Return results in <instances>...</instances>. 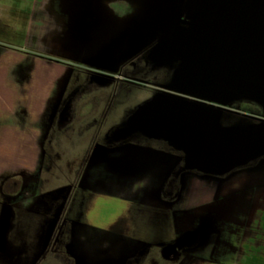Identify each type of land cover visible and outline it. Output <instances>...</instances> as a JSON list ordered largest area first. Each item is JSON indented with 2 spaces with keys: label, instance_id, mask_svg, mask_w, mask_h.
I'll use <instances>...</instances> for the list:
<instances>
[{
  "label": "crops",
  "instance_id": "crops-1",
  "mask_svg": "<svg viewBox=\"0 0 264 264\" xmlns=\"http://www.w3.org/2000/svg\"><path fill=\"white\" fill-rule=\"evenodd\" d=\"M152 6L0 0L8 20L26 12L29 50L82 64L35 83L51 75L25 76L36 55L7 63L0 139L19 163L0 162L13 180L3 191L0 180V264H264V108L81 78L130 76L138 60L157 81L161 66L177 72L176 37Z\"/></svg>",
  "mask_w": 264,
  "mask_h": 264
},
{
  "label": "water",
  "instance_id": "water-1",
  "mask_svg": "<svg viewBox=\"0 0 264 264\" xmlns=\"http://www.w3.org/2000/svg\"><path fill=\"white\" fill-rule=\"evenodd\" d=\"M255 1L252 13L243 14L242 19L227 18L224 26L215 24L219 20L213 24L211 19L208 30L212 34L199 33L195 28L175 33L171 25H166L167 30L162 31L176 37L173 45L180 52V65L170 86L173 91L223 104L245 99L264 108V0ZM240 60L248 62L249 69L252 64L260 69V80L254 85L247 79L229 78L230 73L237 75L242 70L238 67ZM250 73L253 75V70Z\"/></svg>",
  "mask_w": 264,
  "mask_h": 264
},
{
  "label": "rangeland",
  "instance_id": "rangeland-1",
  "mask_svg": "<svg viewBox=\"0 0 264 264\" xmlns=\"http://www.w3.org/2000/svg\"><path fill=\"white\" fill-rule=\"evenodd\" d=\"M254 2H258L255 0H153L154 6H152V10H150L151 15H160V29L167 30V26H170V29L172 28V31L175 30V33H187L189 30L195 28L197 32L204 33V34H212L214 32H211L210 27L208 25L210 24L211 19L213 24L215 20H219L217 25L224 26L223 24H227L228 22L225 21L227 18H231L232 21L236 19H242L243 14L252 13V5ZM151 5V4H150ZM156 6V7H155ZM119 7V6H118ZM124 7V5H123ZM151 7V6H150ZM120 8V7H119ZM154 10V11H153ZM2 10H0V50L6 51L4 56H0V99H9V91H7L8 87V81L6 78V68L8 61L11 60H21L23 57L33 56L36 55L37 58L34 60L37 62L36 64L32 61H28L27 64H22L20 69L25 74V76L28 73V70L31 68L36 69V73L41 72H48L47 74H51L49 76L44 75H35V78L33 76V82L43 83L46 82L49 78L54 80L55 73L58 74L56 71H61V68L57 63L64 66H69L72 69H80L82 66L81 63H78L75 56H73V59H64V58H52V57H45L43 55L44 51H36V50H29V45L24 41V35L27 31V15L26 12L20 13L19 21H13L8 20V18H5L4 15H1ZM158 13V14H157ZM230 19V20H231ZM229 20V19H228ZM118 21V20H117ZM16 22V26L13 25V23ZM18 22V23H17ZM121 25V23H118ZM210 26V25H209ZM229 26V25H228ZM216 28V27H215ZM213 28V29H215ZM227 29V28H226ZM209 31V32H206ZM216 31V29L214 30ZM150 34V32H149ZM150 37V36H149ZM150 39V38H149ZM22 52H16L15 50H20ZM240 54V58L242 59V55ZM135 61V60H134ZM240 71L239 74L230 73L229 78L231 79H239L240 81H245L247 79L248 82H253V85L259 81L260 76L258 71L260 69L257 67V65L252 64V69L248 68L249 63L248 62H242L240 60ZM26 63V62H24ZM147 63V62H146ZM133 68H128V74L134 75V79L141 77L144 75L147 71L148 74L146 75L147 79L150 81H156V74L155 69L152 68V64L150 61L146 65H144V68L142 72H138V74L135 73L136 69H139L143 64L140 62V60L133 63ZM177 66V64H176ZM255 66V69H253ZM160 67V82L162 83H168V86L173 85V79L174 74H169V71H173V69L168 70L167 68ZM18 69V71L20 70ZM176 68H174L175 70ZM84 73H81V78H84V81H87L88 78H94L95 75L98 73L93 68L91 69H85L82 68ZM251 70H253V75H251ZM11 71V72H10ZM8 71V73H12V70ZM239 72V71H238ZM124 72L121 74L123 76ZM80 75V73H79ZM241 75V76H240ZM244 75V76H243ZM120 76V75H118ZM101 77H107L106 75L101 74ZM80 78V77H79ZM77 78V80H79ZM96 79V78H95ZM94 79V80H95ZM133 79V80H134ZM140 79V78H139ZM50 80V79H49ZM89 80V79H88ZM97 80V79H96ZM138 80V79H136ZM170 93V91H162L160 90V94H167ZM89 99H95L94 96L90 95ZM1 108V107H0ZM1 110V109H0ZM167 112L165 113V118L167 116ZM229 123H234L236 120L231 117V119L228 120ZM4 139H0V162L3 161L8 164V162L15 161L16 163H19L18 156L13 154L12 147L13 146H7L4 143ZM44 155L39 160L40 163H43L44 161ZM29 163H32L34 165L38 162L37 156L35 157L32 155L29 160ZM3 170V169H2ZM0 180L4 182V185L1 187L2 191L6 188L11 189L10 187L13 183L12 178L9 175H6L5 172L0 171ZM183 191V188L181 189V192ZM188 190L184 192V195L186 196L188 194Z\"/></svg>",
  "mask_w": 264,
  "mask_h": 264
},
{
  "label": "flooded vegetation",
  "instance_id": "flooded-vegetation-1",
  "mask_svg": "<svg viewBox=\"0 0 264 264\" xmlns=\"http://www.w3.org/2000/svg\"><path fill=\"white\" fill-rule=\"evenodd\" d=\"M145 53H146V55H148V52L145 51L138 58H145ZM123 68H124V66H122L120 69H118L116 74H110V75L109 74H103V75H106L107 77H101V73H97L95 75L94 79L96 78L97 81H99V82H106V83H110L113 85H118L121 82L129 83V84H132L135 86L157 85V86H159L160 90H162L164 87L166 89V86H168V83L165 84V83L160 82V78L158 81L157 80L156 81H150L149 79L143 78V77L140 79L136 78V79H138V80H136V79H134V77L129 76L126 73H124L123 76H121V74L123 73ZM118 75H120V76H118Z\"/></svg>",
  "mask_w": 264,
  "mask_h": 264
}]
</instances>
